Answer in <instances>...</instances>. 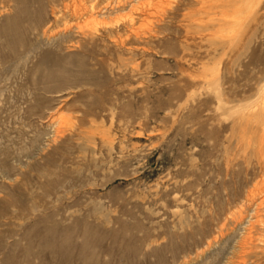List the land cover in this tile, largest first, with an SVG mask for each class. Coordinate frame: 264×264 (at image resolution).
Segmentation results:
<instances>
[{"label": "rangeland", "instance_id": "1", "mask_svg": "<svg viewBox=\"0 0 264 264\" xmlns=\"http://www.w3.org/2000/svg\"><path fill=\"white\" fill-rule=\"evenodd\" d=\"M0 264H264V0H0Z\"/></svg>", "mask_w": 264, "mask_h": 264}, {"label": "bare ground", "instance_id": "2", "mask_svg": "<svg viewBox=\"0 0 264 264\" xmlns=\"http://www.w3.org/2000/svg\"><path fill=\"white\" fill-rule=\"evenodd\" d=\"M58 124V123H57ZM255 204H256V202H255ZM254 207V206H253ZM241 211H244L243 209L241 210ZM240 213V212H239ZM251 213V212H250ZM249 214V213H248ZM250 216V215H249ZM254 218H256V217H254ZM260 220V219H259ZM258 221V220H257ZM256 221V223H258ZM245 222V221H244ZM248 222V221H247ZM255 223V222H254ZM246 224V223H245ZM260 224V223H259ZM257 225V224H256ZM252 226H253V224H252ZM246 228V227H245ZM252 229V228H251ZM250 232H251V230H250ZM250 232H248V233H250ZM252 234V233H251ZM242 235H244V234H242ZM248 237V236H247ZM250 238H251V236H250ZM244 261H245V259H244Z\"/></svg>", "mask_w": 264, "mask_h": 264}]
</instances>
